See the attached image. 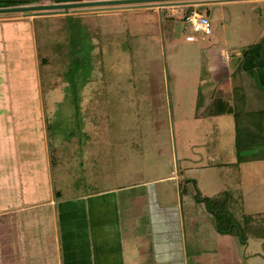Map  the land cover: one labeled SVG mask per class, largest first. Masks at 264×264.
Listing matches in <instances>:
<instances>
[{
  "label": "rangeland",
  "instance_id": "1",
  "mask_svg": "<svg viewBox=\"0 0 264 264\" xmlns=\"http://www.w3.org/2000/svg\"><path fill=\"white\" fill-rule=\"evenodd\" d=\"M182 4L0 13V216L60 199L71 210L58 215L83 219L75 230L93 234L90 205L102 199L100 214L119 225L139 218L145 243L177 232L173 264H264V160L217 166L236 161L233 118H210L208 107L211 50L233 55L264 36V1ZM192 10L209 19V34L190 30ZM248 94L247 105H264ZM227 188L243 195L259 234L218 233L194 197Z\"/></svg>",
  "mask_w": 264,
  "mask_h": 264
},
{
  "label": "crops",
  "instance_id": "2",
  "mask_svg": "<svg viewBox=\"0 0 264 264\" xmlns=\"http://www.w3.org/2000/svg\"><path fill=\"white\" fill-rule=\"evenodd\" d=\"M226 1L229 0H204L186 2L182 5L185 7L217 6ZM211 52H213V56L215 55L218 69L214 68L211 74L215 84L212 82V85H209V93L213 94L219 91L224 97L232 92L234 81L238 85V78L234 79L231 75L235 67L233 69L227 67L228 60L233 56L238 59V55L236 52L233 55V52L226 53L224 48L213 49ZM255 70L260 82L264 83V65L262 67L256 66ZM225 98L227 99V97ZM246 107L251 106L246 104ZM53 194L58 198L60 190L53 191ZM99 201L97 205H90L94 211L89 217L92 220L93 234L89 229L86 232H81L86 236H82L79 234V230H75V228L83 225V219L70 216V214L66 215L68 212L58 215L60 214L58 210L60 206L66 210L68 208L71 210V206H65V203L69 202L60 199L55 201L51 198L35 205H29L26 210L30 213L27 214H20L25 208L18 207L11 210L10 213L1 215L0 264H173L172 260L175 258L174 240L178 235L177 232L155 231L150 242L145 243L142 240L143 233L138 226L139 218H132L131 220L124 218L125 221L123 219L121 226L119 225L121 221L117 216H115L116 219L112 217L110 220L109 216L100 214L101 212L106 213L107 208L105 209V206L108 205L102 206V199ZM198 204L203 203L198 202ZM181 205L179 202L178 213H180L179 209L182 208ZM24 220H29L36 225L35 232L29 233V235L23 232ZM166 222H170L168 218ZM111 223L116 224V229H112ZM172 229L174 230L173 227ZM122 230L124 236H120L119 231ZM178 238L180 239L179 236ZM76 241L80 242L79 248H76ZM180 244H182V239H180L178 246ZM83 252L85 253L84 259L82 258Z\"/></svg>",
  "mask_w": 264,
  "mask_h": 264
},
{
  "label": "trees",
  "instance_id": "3",
  "mask_svg": "<svg viewBox=\"0 0 264 264\" xmlns=\"http://www.w3.org/2000/svg\"><path fill=\"white\" fill-rule=\"evenodd\" d=\"M41 0H0V7L38 4ZM45 3L76 2L81 0H44ZM264 42V36L253 42L241 51L238 55V64L232 71V77L238 78V85L233 83L232 99L228 100L221 92L212 94L209 101V117L220 116L230 112L234 119V147L236 161L215 163L217 166H230L236 169L241 162L264 160V105L246 107L248 92L252 90L253 99L264 104V83L260 82L256 73V61L259 58L260 50ZM43 61V60H41ZM242 70V71H241ZM241 73L239 75L238 73ZM254 90V91H253ZM223 97V98H222ZM199 99V97H198ZM214 132L217 130L214 125ZM224 173V169H220ZM197 202L203 203L206 210L214 218V226L218 233L237 236L247 240L254 232L259 234V229L254 228L258 220L253 215L242 212L243 204L241 193L234 194L233 189L227 188L212 196H202L195 193ZM264 218L261 217V219ZM258 230V231H257Z\"/></svg>",
  "mask_w": 264,
  "mask_h": 264
},
{
  "label": "water",
  "instance_id": "4",
  "mask_svg": "<svg viewBox=\"0 0 264 264\" xmlns=\"http://www.w3.org/2000/svg\"><path fill=\"white\" fill-rule=\"evenodd\" d=\"M204 0H81L76 2L61 3H38L29 5L0 7V13L21 12L24 15L32 16L48 15L62 13L68 15L70 11L90 9L95 11L111 10L120 8L134 7H154L156 5H165L171 3L201 2ZM257 66L264 65V52L261 49L259 58L256 61Z\"/></svg>",
  "mask_w": 264,
  "mask_h": 264
},
{
  "label": "built area",
  "instance_id": "5",
  "mask_svg": "<svg viewBox=\"0 0 264 264\" xmlns=\"http://www.w3.org/2000/svg\"><path fill=\"white\" fill-rule=\"evenodd\" d=\"M185 21L189 24L191 31H201L204 34H209L211 32V25L209 19L194 10L187 13L184 17ZM187 40H193V35H187ZM262 50L264 52V42L262 44Z\"/></svg>",
  "mask_w": 264,
  "mask_h": 264
}]
</instances>
